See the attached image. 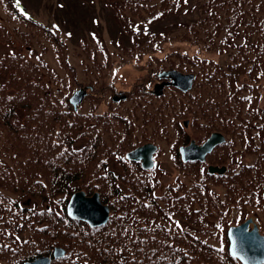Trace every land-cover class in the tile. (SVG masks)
<instances>
[{
    "label": "trees",
    "instance_id": "16d2710c",
    "mask_svg": "<svg viewBox=\"0 0 264 264\" xmlns=\"http://www.w3.org/2000/svg\"><path fill=\"white\" fill-rule=\"evenodd\" d=\"M135 1L139 0L123 3L120 10ZM226 1L206 0L205 6L209 7L207 14L189 24L184 29L186 34L183 38L188 39L192 34L197 39L196 43L204 41L215 45L223 34L232 35L238 24L252 14L255 0ZM182 2L150 0L148 6L140 8L129 20H156L179 8ZM7 7L12 9L10 1ZM260 18H264V11L259 16L253 15L254 23L258 24ZM0 31L5 32V29L0 28ZM139 50L141 56L188 55L182 50L166 52V47L161 51L159 47L149 45ZM250 52L255 53L251 69L254 73L263 64L264 44L261 50L258 46L249 49L247 57ZM10 57L14 58V55ZM22 60L19 58V63L14 64L3 63L7 69L3 66L0 69V76L8 77V82L0 81V84L11 95L7 98L5 91L0 89V151L14 160L13 164H0V264H22L23 259L33 254L29 241H20L17 234H11L15 233L14 229L19 230L20 224L14 215L6 211L3 203L7 196H3L2 189L37 196L43 203L52 205V208L44 206L41 209L33 206L30 220L26 222L32 220L36 234L46 232L54 242L52 247L62 244L76 250L75 254L69 252L62 257L61 264H244L229 253L228 220L215 215L216 204L225 202L226 208L236 206L245 214L249 204L260 194L261 187L264 188L261 172L264 155L262 159L258 157L260 162L254 168L244 166L239 174L232 171L217 175L228 189L224 196L218 195L211 187V182L218 181L205 174L179 178L176 183L168 185L159 197L154 193L157 176L137 174L135 166L128 165V171L119 177L106 175L104 169L109 162V140H113L115 131L111 132V126H107L104 139L95 136L98 115L87 111L85 116L74 112L72 107L68 108L65 92L52 90L43 74L37 68L28 70ZM179 64L188 65L189 62ZM248 65L246 57L230 62L227 68L216 65V72L211 77L199 78L194 92L170 93L161 101L166 111L164 119H169L171 112L176 115L194 113L193 119L202 120L203 127L211 130L219 128L237 135L245 123L253 124L259 110L254 96L258 89L252 88L253 95L247 99L248 107L244 110L246 99L239 94L242 86L236 85L240 73ZM140 87L143 88L142 84ZM138 102H142L139 95H131L129 103ZM103 118L106 121L125 120L121 115L113 114H106ZM170 119L176 118L171 116ZM84 126H88L87 129ZM79 132H84L86 141L77 147L74 139ZM232 146L225 147L224 152L232 155ZM220 158L223 162L230 159L223 154ZM118 178L126 182L127 191L121 193L114 187H110L111 190L102 189L103 200L110 201L112 205V216L103 225L89 226L84 221L68 217L65 211L60 214L53 207L56 204L65 205L70 195L79 188H85L90 193ZM112 196L114 199H111ZM179 215L193 218L203 235L221 245H214L189 231L179 222ZM8 231L10 234L6 235Z\"/></svg>",
    "mask_w": 264,
    "mask_h": 264
},
{
    "label": "rangeland",
    "instance_id": "374dc122",
    "mask_svg": "<svg viewBox=\"0 0 264 264\" xmlns=\"http://www.w3.org/2000/svg\"><path fill=\"white\" fill-rule=\"evenodd\" d=\"M19 7L25 11L30 16L37 18L44 23L50 25L55 30L58 31L61 38L66 44L67 55L66 59L76 67L78 71V76L80 79H89L92 77V71L82 69V65L80 62L81 57L83 55V50L78 47V43L84 39L85 37L89 39H93L97 33L99 35H103L106 37L108 45L111 48H116L119 52L122 49H135L137 45H133L131 35L124 29V27L120 24V22L114 16V10L107 4V0H15ZM107 2V3H106ZM202 0H187L186 7L177 13L169 14L167 17L158 20L156 23H153L149 26H145V28L152 27L153 29L160 30L162 32L169 33L166 37V52H171L172 50L178 51L183 48L189 49L192 51H200L201 53H207V42L202 41L203 43H197L196 45L190 46L189 44H193L197 42V39L194 35L190 34L187 38L184 39V35L186 32L182 27L187 22L201 16L205 12V8L202 6ZM254 9L252 12L258 11L259 2L255 0L253 2ZM261 6V5H260ZM259 14V12H258ZM0 19L7 22L10 26L14 25L15 22L6 19L5 11L0 6ZM161 39L164 36H160ZM244 34L242 33L239 40H243ZM18 43L15 45L9 43H0V54L5 51H9L14 47L22 50L26 54L37 58L32 55L31 52L34 49L36 55H40L42 53V43L35 40L34 44L28 45L24 44L20 41L18 37H16ZM15 39V41H16ZM43 44L48 45L49 49L45 54V57L50 61V63L54 67H59L57 61V55H55L51 43L47 41H43ZM93 43L91 42V47ZM121 45H123L121 47ZM213 48V46H212ZM214 56L218 57L222 62H227L230 59L229 53H213ZM124 55H116V59L120 61V59ZM169 59L170 64L175 65L179 62H189L187 67L191 66V60L188 58L178 57L177 55L166 54ZM151 57L146 58L143 62L145 65L142 66V69L135 70V68L130 63H123V69L121 72V82L123 81H131L134 83L140 80L143 77H148L152 75L150 69H156L158 66L156 62L152 61ZM87 62L89 59L86 60ZM197 64V62H195ZM162 64H159L161 67ZM61 74H64L62 71ZM228 80V76L227 79ZM264 83V77L262 79ZM99 86L105 85V76H101L99 79ZM262 94L264 96V89L262 90ZM246 102H243V109L246 110ZM238 120V118H237ZM259 121H257L258 123ZM190 127H193L190 125ZM189 127V128H190ZM210 131V130H207ZM197 133H205V129H196ZM144 130L139 127H135L130 140L139 142L143 137ZM169 152L167 151L163 158L164 161L162 165L164 167L165 172L162 173V178L164 183H167L171 180L172 176L170 172H172V164L170 161V157L168 156ZM254 155H248L244 158L245 161L252 160ZM163 170V171H164ZM252 213L255 216V221L260 225L264 226V205L255 207L252 209Z\"/></svg>",
    "mask_w": 264,
    "mask_h": 264
},
{
    "label": "water",
    "instance_id": "95a60500",
    "mask_svg": "<svg viewBox=\"0 0 264 264\" xmlns=\"http://www.w3.org/2000/svg\"><path fill=\"white\" fill-rule=\"evenodd\" d=\"M183 76L190 81L188 86L191 85L192 76ZM79 92H81V90H79L77 93ZM221 140L222 135L220 133H213L203 146H195L194 144H191L190 146L184 148L185 156H189L191 154L203 156L204 152L211 149L217 142ZM142 152L143 148H139L129 152L128 156L132 158H138ZM211 169L215 170L217 168L212 167ZM69 210L73 216L86 218L92 224L104 222L108 218L109 214L108 207L101 203L98 193H95L91 197H87L83 191L76 192L73 195ZM250 220L251 219L247 220L239 226L231 227L229 233L231 240L233 237H235L237 239L238 246L242 249V251L239 253V257H241V259L247 263H256L264 260V236L259 234L257 226H255V228L250 231L248 230L247 227ZM56 254H60L59 249L56 250ZM48 262V258L41 257L29 264H47Z\"/></svg>",
    "mask_w": 264,
    "mask_h": 264
},
{
    "label": "snow or ice",
    "instance_id": "6c2138e0",
    "mask_svg": "<svg viewBox=\"0 0 264 264\" xmlns=\"http://www.w3.org/2000/svg\"><path fill=\"white\" fill-rule=\"evenodd\" d=\"M221 251H223V249H221ZM241 251H242V249L238 246L237 239L235 237H233V239H232V255L234 257L241 258V257H239V253Z\"/></svg>",
    "mask_w": 264,
    "mask_h": 264
}]
</instances>
